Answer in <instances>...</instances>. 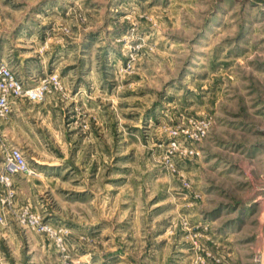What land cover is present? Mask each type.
<instances>
[{
  "label": "rangeland",
  "instance_id": "obj_1",
  "mask_svg": "<svg viewBox=\"0 0 264 264\" xmlns=\"http://www.w3.org/2000/svg\"><path fill=\"white\" fill-rule=\"evenodd\" d=\"M1 64L0 264H264V0H0Z\"/></svg>",
  "mask_w": 264,
  "mask_h": 264
},
{
  "label": "built area",
  "instance_id": "obj_2",
  "mask_svg": "<svg viewBox=\"0 0 264 264\" xmlns=\"http://www.w3.org/2000/svg\"><path fill=\"white\" fill-rule=\"evenodd\" d=\"M46 87L37 86L28 90L23 89V84L10 67L0 65V119L7 117L12 112L16 100L25 96L34 102L44 99ZM22 153L18 149H11L5 166L6 174L27 172Z\"/></svg>",
  "mask_w": 264,
  "mask_h": 264
}]
</instances>
